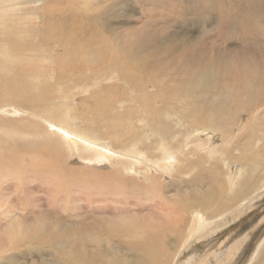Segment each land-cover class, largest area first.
Segmentation results:
<instances>
[{
  "label": "rangeland",
  "instance_id": "obj_1",
  "mask_svg": "<svg viewBox=\"0 0 264 264\" xmlns=\"http://www.w3.org/2000/svg\"><path fill=\"white\" fill-rule=\"evenodd\" d=\"M24 1H26L24 5L25 11L27 9L30 14L33 13L32 17L36 16V19L34 18L31 21L29 20L28 25L23 24V26H20L18 28L20 33H17L15 29H12L10 35L7 32L11 29L5 28V24H10L12 22H10L7 18L6 22L0 24V39L1 37L2 39H5V36L7 35V40H9L10 37L13 38L17 36L18 39L22 41L23 45L30 46L29 49L25 51V58L29 62L38 61V64L43 65V70L46 71L48 76L40 77V84L42 85L41 88L43 90V94L36 101H48L46 106H56V110L59 106H62V108L64 107L66 110V116H63V120L67 123L66 125L73 127V130L78 133H85L91 138L93 137L97 139L94 140L92 138L93 141L90 140L89 143L91 145L96 144L95 146H98V148L93 146L80 149L79 147H74L73 144V146L70 144L69 147H67V149L65 148L64 150V160L66 163L75 166L78 165V167L81 168L85 167L89 171H95L99 173H109L111 170H113V168L120 169L124 165H130L135 169H138L134 170L135 172H125V175L128 177L131 176L133 178H137L135 179L137 183H141L143 181L144 177L142 175H149V177L155 178L156 173H161L159 172L161 170H158V168L155 169L147 160L140 158L138 163L137 160L132 159V157L128 158L126 156L114 154L109 156V158H106L104 160L105 163L98 161V157L95 159V151L102 150L103 145L106 148L112 147V141L110 139L111 134L107 131V127L102 126V123L99 125H94V128L92 126L87 128L89 126L83 122L84 120H79L82 118L91 119L92 117L93 119L95 118L94 116L97 117L99 112L97 108L95 109L93 107L104 106L105 110L104 108L101 109V119L105 118L107 121L109 118H112L113 120L116 118L117 121L115 122L118 124L117 130L119 133L121 132L122 139V133L127 138L126 134L129 133L130 128L133 130V134L135 136H137L139 133L138 128L139 130L141 128L142 130L139 136L141 137L143 135L142 125L144 123L150 124V121H152L150 118L148 119L149 116L147 118L145 117V115H148V111L142 107L147 106L148 101L145 103L142 102L143 100L140 101V99L145 98V93L150 95L152 93L148 100L150 102L149 106H153L154 108L156 107L155 110L158 113L159 118L158 119L156 117V119L159 121H162L161 119H163L167 124L175 125V128L177 127L178 129L182 130V133L176 132L177 134L174 138L176 140H174L172 142L173 145L171 144L170 146L175 147L180 139H182L180 143H182L184 147L180 151L178 150L177 153L174 152L175 149L172 150L171 152L174 153L173 158H170L169 156L167 162L175 161L178 163L182 157L183 159H186L191 158L192 156H194L196 159H203L205 157L208 158L210 154L207 153L206 156L204 154L205 152L203 151L204 149L216 148L222 150L223 147H226L230 144V147H227V149H229V153L227 152V154L229 155L230 159L225 158V156L223 158V161L227 162L226 165L222 166L220 163H217V165H221V173L219 174V177L222 179L224 174L225 177L229 176L227 174L228 171L229 173H232L234 170L232 175L235 176L239 172V169H241V167L238 169L240 163H237V161L235 162L234 158L231 156L238 155V151L242 150H244L243 152L247 156H252L250 155L251 150L245 148L249 142H258V144L254 146V149L257 150V148H260V155L264 159V156H262V153H264V0H123V2L122 0ZM101 14H104L103 17H106L110 20L111 24L109 27L99 25L98 18ZM3 16L7 17L6 15ZM89 21L90 25H87L89 24ZM51 22H54L53 25L56 24L53 26L57 27L55 30L59 29L57 31L54 30L56 33H59L60 29V33H64L59 34V36L66 34L64 28L67 30L72 29L70 33H72L73 37L79 36L83 31L85 32V38H88L89 35L91 36L90 39L92 41H89L90 43L73 39V45H71L69 50L72 48L78 49L81 47L83 51L87 52L86 48L82 45L88 44L100 49L102 53L100 54L101 57L94 63L95 59L97 58V54L92 46L90 47L95 52V55L89 56L87 52L88 55L84 56L70 51L69 54H64L63 48L58 46L57 36L54 35L52 37V35L50 36L49 33L48 35L46 33L49 32L48 26ZM235 22L239 23V25ZM73 28L74 30H77L73 31ZM90 31H93V34H89ZM4 44L6 46L5 40ZM113 60L119 63V65L124 66L129 72H132L136 80L133 82H130L131 80H121L119 78V73L116 70H114V72L108 70L105 66ZM152 61H160L161 64H155L152 63ZM139 62L151 63L154 67V72L152 73L161 76L159 77L160 80L166 81L165 86L168 88L161 89L153 86L152 83L147 82V71L142 72V69L136 66V64ZM214 70H219L221 74L223 73V77L225 73L226 82L229 80L231 84H235L236 89L238 88L239 90L238 96L240 99L243 97L242 94L244 93L241 90H246L248 85H253L254 88H259L261 97L251 99L253 102L249 110L239 111V107L237 106L238 103H231L230 107L225 110L226 116L230 115V117H228L229 126L227 131L223 130V132H213L210 136H208V133L206 134V132H200L199 134H202L201 137H198L195 134L186 135L184 137L183 130H185L186 134V132L190 131L191 129L189 130L187 126L180 127L179 124L176 125L177 116L173 113L177 111V107L181 104L180 100H184L187 106H191L194 103L191 100L193 99L194 95L189 94L188 96H183L182 98L184 99H182L180 96L178 102H176L175 95L177 88H175V86L177 87L180 83H185L182 78L184 75L189 76L188 81H191L194 79L196 74L201 76L205 73H211V71ZM72 71H74V77L70 73ZM184 71L186 72L183 73ZM135 72L138 73L139 79L141 81H139ZM230 74L232 75L230 76ZM80 75L85 76L88 79V83L86 85L80 84V86L75 82V77ZM143 81L145 82L143 87L139 88L137 85L142 84ZM166 89L167 91H165ZM221 89H223L221 85H218L215 88L216 91ZM213 90L211 91L214 92ZM211 91H209V94L207 95L208 100L210 99L209 101H211L212 97L217 96L216 93H212ZM51 96L52 100H44ZM206 105L207 104H205V106ZM194 106L198 105L195 104ZM62 108L56 111L57 115L62 113ZM1 113L2 112H0V114ZM121 113H123V115H120ZM75 114L76 116H74ZM77 115H79L80 118ZM235 115L238 116L236 117ZM6 116L13 117L15 115L12 116L11 114H6ZM248 121L250 124H252L251 122H255L257 127L254 125V128L250 129V125L246 134L245 126ZM131 125L133 126L130 127ZM222 125H224V123ZM68 126L64 125L62 129L65 128L66 130ZM62 129L61 132H64L65 130L62 131ZM167 129L168 128H166L165 131H167ZM146 131L149 133L152 132V130H149V127ZM103 134L109 136V139H106L107 141L102 140V136H104ZM3 136H7L10 143L13 144L15 149L19 152L26 149L25 146H36L41 142L47 144L49 140H53L57 143L61 141L60 134H57L56 131H53V133L45 131L39 136L34 135V137L31 134H27L26 137L22 134L13 137V135H4L3 133H0V137ZM131 138H127L128 140L126 139L125 142L131 141ZM224 138H227V140L231 139L230 143H226L227 145L224 144ZM152 139L154 140L155 138ZM20 144L22 145L21 147ZM170 146L168 145L167 147ZM197 147H204V149L199 151ZM231 148L237 149L230 152ZM8 152L10 153V150ZM87 152H90L94 159H91V161L85 160L83 156H85ZM231 153L233 154L231 155ZM257 161V167H259L256 171L257 177L262 179L264 177V168H262L264 167V160ZM135 162H137V167L133 164ZM251 163L253 162L251 161ZM148 167H150L152 171H150ZM243 168H245L242 169L244 170V173L252 171L251 168L247 170L246 164L243 165ZM194 169L195 167L191 168L190 172L184 170L182 171L184 173L181 172L177 174L179 167L175 165L171 169L172 171L168 174L164 173V175L161 173L160 175L162 178H159L158 181L168 185L169 183L172 184L166 188L168 190L167 193L169 194H173L175 192L177 186L175 185V180L177 182L181 181V185H184L185 183V187H183L184 190H186L187 187L190 189L189 184H191V182L189 181L195 174ZM182 174H185V176H182ZM238 174L234 179H237ZM32 179L30 182H28V184H26L27 186H25V190H28V193L24 190L22 191V200H20V198L16 195V192H12V190L9 188V182L7 184L5 183L4 186L1 185L0 190L6 187L8 192L5 191V193L9 195L8 197L10 200L15 198V200L17 199L18 204L19 201H22L20 203L22 204L23 209L25 210L27 208L30 210L27 211L26 209L25 211L27 213H33L32 215L29 214L27 218H31L30 216L36 215V212L41 210V212H46L47 214L46 222L51 223L55 220L53 219L55 216L51 215L54 213V209H58V205L53 206L50 203V195L47 193L48 189H46L47 191L45 190L48 185L44 186L47 183L40 179ZM225 179L226 181L228 180L227 178ZM185 180L189 181L186 182ZM206 180L207 179L199 180L200 183L203 181L207 185L205 186L204 184H201V187L210 190L209 188L211 187V181L207 180L206 183ZM261 181L264 185V178ZM228 183L229 180L227 181V184ZM259 183L260 182H258V184ZM263 185L261 186L263 187L262 189L259 188V190H255L256 192L250 193L251 195L249 194V196L252 197L248 196V199L246 198L245 201L242 200L239 203L238 209L236 211H232V213L225 212L223 214V211H225L226 208L221 209L220 207H217L216 212L218 213H216V216L211 217L212 219L209 220V229L206 228L204 231L196 233L197 235L195 234L196 231H194V237L188 238L187 242L186 238L182 239V241L180 240L181 246H176V249H179L178 254L175 255L171 264H264ZM34 187L37 188L35 189ZM69 188H73V191L72 189L70 190L72 191V197L74 196L73 200H75V204L72 200H69L68 203L70 204V207L73 206L75 212L79 213L78 216L74 218V220H77L76 222H79L81 219L78 217L82 210L77 206H84V202H86V196L84 194L85 192H80L81 189L78 187ZM138 192L135 195L133 194L131 197V200L134 202V204H137L132 206L138 211L136 219L140 220V222L138 221L137 223H150L152 225V223L156 222L160 211L154 207L153 201H146L144 194H140V191ZM179 192H181V190ZM29 193L31 195H29ZM98 194L102 195L101 193H97L96 196H93V199H96L97 196L100 198V195ZM105 195L107 194H103L101 199L110 200L109 198L105 197ZM140 196L143 197L141 198ZM39 197L43 199H39V201H43V205H41L42 202L38 201L37 198ZM133 197L135 198L132 199ZM180 197L183 198L182 196ZM27 198L35 199L33 200L35 203L27 205L24 201ZM62 202L63 201L59 202V207L64 205ZM46 203H48V206ZM148 203L149 205L147 206ZM33 204L34 206H37L34 207L32 206ZM52 207H54V209ZM77 209L80 210L78 211ZM219 214L221 216L223 215L222 218ZM138 215L144 217L140 218ZM150 215L155 216L150 217ZM185 216V220L188 223V215ZM92 217L94 218L96 216L91 215L89 216L88 220H91ZM128 217L132 219L133 216ZM162 219L163 217L160 215V220ZM0 221L2 222H0V264H41V259L43 257H47L49 259L50 249L46 251L44 249H40L37 251V254H35L36 252L33 250L21 252L20 249H14L13 251L11 248L13 247L14 242H11L9 239H7L9 238L8 234L5 235L4 231V233H2V228L5 227L4 225H6V220L0 218ZM185 225L186 223L183 222V230L185 229ZM186 231L187 230H185V232ZM85 233H87V231H85ZM105 241H102V243ZM171 245L174 246L172 242ZM11 253L12 255H9ZM172 254L173 253H171V257ZM6 256L7 258H10L7 259ZM2 260H5V263Z\"/></svg>",
  "mask_w": 264,
  "mask_h": 264
},
{
  "label": "bare ground",
  "instance_id": "obj_2",
  "mask_svg": "<svg viewBox=\"0 0 264 264\" xmlns=\"http://www.w3.org/2000/svg\"><path fill=\"white\" fill-rule=\"evenodd\" d=\"M25 3L26 1L24 0H0V24L6 22L7 18L10 22H12H9L10 24H5V28L11 29L7 33L10 34L12 29H15L17 33H20L18 28L20 26H23V24L28 25L29 20L31 21L36 17H32L33 13L31 12L32 14H30L27 9L25 11ZM3 15H6L7 17H4ZM103 16L104 14H101L98 18L99 25L109 27V25L111 24L110 20L106 17L104 18ZM90 21L87 25H90ZM53 23L54 22H51L50 25L48 24L49 32L46 33L47 35L49 33V35H52V37L54 35L57 36L58 46L63 48L64 54L67 55L70 52H76L84 56H87L88 54L89 56H91L95 55L96 52L97 58L95 59L94 63L101 57V50L95 48V46L88 44L82 45L86 48L88 54L86 51H83L81 47L78 49L72 48L71 50H69L71 45H73L74 40H81L90 43L89 41H92L90 39L91 36L89 35L88 38H85V32L83 31L82 33L80 32L81 34L79 36L73 37L72 33H70L72 29L67 30L64 27L63 28L66 34L59 36V34L63 32L60 33V29L59 33H56L55 31L59 29L55 30V28L57 27H53L54 25H56H53ZM235 23L233 24L239 25V23ZM76 30H74L73 28V31ZM89 34H93V31H90ZM7 37L8 35L5 36V39H2V37L0 39V112H2L0 114V133H3L4 135H13V137L21 134L26 137L27 134H31L34 137V135L39 136L45 131H49L51 133H53V131H56V133H59L61 137V141H59V143L53 140H49L47 144L41 142L36 146L34 145L35 147L25 146L26 149L20 152L17 151L15 149V146L10 143L7 136L0 137V186H4L5 183L7 184L9 182V188L12 190V192H16V195L20 198V200H22V191H28L25 190V186H27L26 184H28V182H30L32 178H34L32 180L40 179L47 183L44 186L48 185L45 190L48 189V191H46L48 195H50V203L53 206L58 205L57 210L52 207L54 209V213L51 216H55L53 218L55 220L51 223L46 222L47 214L46 212H41V210H38V212H36V215L30 216L31 218H27L29 214L32 215L33 213H27L25 211L27 209L26 207L25 210L23 209L22 204L20 203L22 201H19L18 204L17 199L15 200V198H12L13 201L10 200L8 197L9 195L5 193V191H7L6 187L0 190V218L6 220V225H4L5 227H3L5 229L2 228V233L5 232V235L8 234L9 238L7 239H9L11 242H14V245L11 248L13 249V251L14 249H20L21 252L26 250H33L34 252H36L35 254H37V251H39L40 249H44L45 251L50 249L49 259L47 257H43L41 259V264H169V262L171 264L175 255L178 254L179 249H176V246H181L182 239L186 238L187 242L188 238L194 237V231H196V234L198 232L204 231V229L206 228L209 229V220H211V217L216 216V213H218L216 212L217 207H220L221 209L226 208L225 211H223V214L225 212L232 213V211H236L238 209L239 203L242 200L245 201L246 198L248 199L250 193L256 192L255 190H259V188H263L261 187L263 185V182L261 180H263L264 177L262 179L260 177L258 178L256 173L257 168H259L257 167V160H264L260 155L261 149H254V146L257 145L258 142H249L247 146L244 145L246 149L251 150V154H249L252 156H247L243 152L244 150L238 151L240 155L238 154L235 156H231L234 158L235 162L237 161V163H240L238 169L239 167H241V169H239V174L237 173V179H234L237 174H234L235 176L232 175L234 170L232 171V173H229L228 171L227 174L229 176L225 177L224 174L222 176V179H220L219 177V174L221 173V165L225 166L227 163L223 161L224 156L225 158L230 159L229 155L227 154V152L229 153V149H227V147H230L229 143L231 139L227 140V138H224L223 142L224 144L228 143L229 145L223 147L222 150L216 148L204 149V147H197L199 151L204 149L203 151L205 152V155L209 153L210 155L208 156V158L205 157L203 159H196L194 156H192L191 158L186 159H183L182 157V159L178 163H176L175 161L167 162L169 156L170 158H173L174 153L171 152L172 150L175 149L174 152L177 153L178 150L180 151L184 147V145L180 143L182 139H180L175 147L170 146L172 142L176 140L174 139L176 137L175 135L177 133H180L182 130L178 129L177 127L175 128V125L167 124L163 119H161L162 121L156 119V117L158 118V113L155 110L156 107L154 108L153 106H149L150 102L148 100L152 93L151 95L145 93V98L140 99V101L143 100V103L148 101V105L142 107L143 109H147L148 111V115H145V117L147 118L149 116L148 119L150 118L152 121H150V124L144 123L142 125L143 135L141 137H139L142 130L141 128L140 130L138 128L139 133L137 136L133 134V130H131L130 128L129 133H127L126 136L128 139L129 137L132 138L131 141L128 142H125L127 138L123 133V139L121 138V132L119 133L117 130L118 124L117 122H115L117 121L116 118L115 120L109 118L107 119L108 122L105 118L101 119V109H103L104 106L93 107L95 109L97 108L99 114L97 117L94 116L95 118L93 119L91 117L92 120L88 118L79 119V115L77 116L79 117V120H84L83 122H85L89 126L87 128L102 123V126L107 127L108 130H106L111 134L110 139L112 141V147L106 148L104 145H100L102 146V150L95 151V159L98 157V161L105 163L104 160L106 158H109V156L119 154L128 158L132 157V159L137 160L138 163L140 159L147 160L155 169L158 168V170H161L159 172H161L162 174H168L169 172H171V169L175 165L179 167V170H177V174L181 173L184 170L190 172L191 168L195 167V174L193 175V178L190 181L187 180L191 182V184H189L190 189L187 187V189L184 190L183 187H185V183L184 185H181V181L177 182L175 180V185H177L175 192L173 194L167 193L168 190L166 188H168V186H171L172 184L169 183L168 185L164 184L161 181H158L159 178H162V176L160 175L161 173H156L157 178H151L149 177V175H142L144 177H142L143 181L141 183H137L135 180L137 178H133L131 176L128 177L125 175V172H132L138 169H135L130 165H124L120 169L113 168V170H109V173H99L95 171H89L85 167L81 168L78 167V165L75 166L66 163V161L64 160V150L65 148L67 149L70 144H73L74 147L85 149L87 147L95 146L96 144L91 145L89 141L97 139L93 137L92 139L85 133H78L73 130V127H69L68 125H66L67 123L63 120V116H66V110L64 107L62 108V106H59L57 108V110L62 108V113L60 115H57V110L55 109L56 106H46L48 104V101H36L43 94V90L41 88L42 85L40 84V77L48 76V74L43 70V65L37 63L38 61L29 62L25 58V51L29 49V45H23L22 41L19 40L17 36L13 38L9 36V40H7ZM4 40L6 42V46L4 44ZM90 46L94 48L95 52ZM152 63L161 64L160 61H152ZM136 66L140 67L142 69V72L147 71V82L152 83L153 86L161 89L168 88L165 86L166 81L160 80L159 77L161 76L152 73L154 72V67L151 63L139 62L136 64ZM105 67L108 70H111V72H114V70H116L119 73V78L121 80H131L130 82L136 80L132 72H129L128 69H126L124 66L119 65V63H117L115 60L107 64ZM73 72L74 71L70 73L74 77L75 74H73ZM185 72L186 71H184L183 73ZM135 74L139 79L138 73L135 72ZM222 74L219 70H214L211 71V73H205L201 76H199L198 74H194V79H192L191 81H188L189 76L184 75L182 76V78L185 83H180L177 87L175 86V88H177L175 95L176 102H178L180 96L182 98L183 96L193 94L194 97L191 100L196 105H198L194 106L195 104L193 103L191 106H187L184 100H180L181 104L177 107V111L173 113L177 116L176 125L179 124L180 127L187 126L189 130L191 129L190 131L186 132V134L185 130H183L184 137L191 134H195L198 137H201L202 134L200 135V132H206V134L208 133V136H210L213 132H223V130L227 131L229 126L228 117H230V115L226 116L225 110L230 107V104L233 102H237L239 111L249 110L253 102V100L251 99L261 97L259 88H254L253 85L250 84L252 86L248 85L246 87V90H241L244 93L242 94L243 97L240 99L238 96V88L236 89L235 84H231L229 80H227L228 82H226L225 73L224 77ZM231 75L232 74H230V76ZM75 78V82L78 85H86L88 83V79L85 76L80 75L76 76ZM242 80L244 81L243 78ZM139 81L141 80L139 79ZM144 83L145 82L143 81L142 84H138L137 86L139 88H142ZM218 85H221L223 89L216 91L215 88ZM211 90H213L214 92H212ZM165 91H167V89ZM209 91L217 94L216 97H212L211 101H209L210 99L208 100L207 98ZM44 100H52V96ZM205 104L207 105L205 106ZM123 113H121L120 115H123ZM6 114L15 116L10 117L6 116ZM74 116H76V114ZM223 123L224 125H222ZM251 123L252 124H250L248 121L245 126L246 134L250 125V129H253L254 125L256 126L255 122ZM64 125L68 126L66 130L65 128L62 129ZM132 126L133 125H131L130 127ZM148 127L149 130H152L151 133L146 131ZM166 128H168L167 131H165ZM61 129L62 131H65L61 132ZM108 137L109 136L104 135L102 136V140L104 141L106 139H109ZM152 138L155 139L153 140ZM168 145L170 147H167ZM21 146L22 145L20 144V147ZM96 148H98V146ZM235 149L237 148H231L230 152ZM9 150L10 153L8 152ZM232 154L233 153H231V155ZM262 156H264V153H262ZM83 158L89 161H91V159H94L90 152H87L85 156H83ZM251 161L253 163H251ZM137 162L133 164L136 166ZM217 163H220L221 165L219 166L217 165ZM245 164L247 165V170L251 168L252 171L244 173V170L242 169H245L243 168V165ZM148 169L152 171L150 167H148ZM183 175L185 176V174H182V176ZM225 178L229 180L228 184V180L226 181ZM201 179H207L211 181V187L209 188L210 190L201 187V184L207 186L203 181L200 183L199 180ZM258 182L260 183L258 184ZM69 187H78L79 189H81L80 192H85L84 194L86 196V202H84V206H77L82 210L78 217L81 219L79 222H76V219L74 220V218L77 217L79 213L75 212L73 206L71 205L72 207H70V204L68 203L69 200H72L75 204V200H73L74 196L72 197L73 188ZM70 189H72V191ZM180 190L181 192H179ZM138 191H140V194H144L146 201H153L154 207L160 211L156 222L152 223V225L150 223H137L138 221L140 222V220L136 219L138 211L137 209H135V207H132L136 203L134 204V202L131 200V197L133 194H137ZM30 193L29 195H31ZM97 193H101L102 195L107 194L105 195V197L109 198L110 200L101 199L102 195L100 194H98L100 195V198L99 196H97L96 199H93V196H96ZM180 196H182L183 198H181ZM134 198L135 197H133L132 199ZM37 199L39 201V199L42 198L39 197ZM33 200L35 199L27 198L24 201L27 205H31L32 203H35V201ZM61 201H63L62 203H64V205L59 207V202ZM39 202H42L41 205L44 204L41 200ZM48 203H46V205ZM148 205L149 203L147 204V206ZM32 206H34V204ZM27 211L30 210L27 209ZM91 215H94L96 217H92L91 220H88L89 216ZM125 215L133 217L132 219H130V217ZM160 215L163 217L162 220H160ZM185 215H188V223L185 220ZM153 216L155 215H150V217ZM141 217L144 216H140V218ZM183 222L186 223L184 230L182 228ZM185 230L187 231L185 232ZM85 231H87V233H85ZM102 241L105 242L102 243ZM171 242L174 244V246L171 245ZM171 253H173L172 257ZM9 255H12V253Z\"/></svg>",
  "mask_w": 264,
  "mask_h": 264
}]
</instances>
